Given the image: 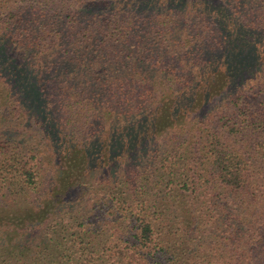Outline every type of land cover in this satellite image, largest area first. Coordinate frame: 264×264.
Wrapping results in <instances>:
<instances>
[{
  "label": "trees",
  "instance_id": "trees-1",
  "mask_svg": "<svg viewBox=\"0 0 264 264\" xmlns=\"http://www.w3.org/2000/svg\"><path fill=\"white\" fill-rule=\"evenodd\" d=\"M0 264H264V0H0Z\"/></svg>",
  "mask_w": 264,
  "mask_h": 264
},
{
  "label": "rangeland",
  "instance_id": "rangeland-1",
  "mask_svg": "<svg viewBox=\"0 0 264 264\" xmlns=\"http://www.w3.org/2000/svg\"><path fill=\"white\" fill-rule=\"evenodd\" d=\"M33 131L35 132V131H38V130H37V129H35V130H33Z\"/></svg>",
  "mask_w": 264,
  "mask_h": 264
}]
</instances>
